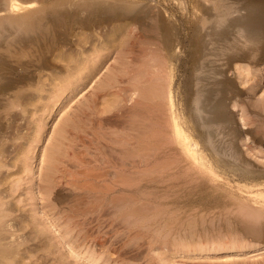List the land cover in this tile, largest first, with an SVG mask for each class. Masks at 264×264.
<instances>
[{"label": "rangeland", "instance_id": "obj_1", "mask_svg": "<svg viewBox=\"0 0 264 264\" xmlns=\"http://www.w3.org/2000/svg\"><path fill=\"white\" fill-rule=\"evenodd\" d=\"M122 1L159 27L146 18L132 30L128 21L73 30L49 69L36 45L20 49L4 32L13 43H0V82L29 78L0 88V264H264V216L252 213L264 194V36L238 26L226 50L215 35L246 0ZM220 79L221 105L195 109L197 87ZM164 107L170 134L178 125L195 141L189 151L157 137ZM215 112L219 126L207 121ZM213 150L216 159L194 157Z\"/></svg>", "mask_w": 264, "mask_h": 264}, {"label": "bare ground", "instance_id": "obj_2", "mask_svg": "<svg viewBox=\"0 0 264 264\" xmlns=\"http://www.w3.org/2000/svg\"><path fill=\"white\" fill-rule=\"evenodd\" d=\"M70 1V0H69ZM69 1L66 0H56L54 2H43L41 0H0V43L2 41L5 40V38L9 39V35H10V39L15 42V43H19L20 45L23 46H18V48L20 47V49H27L29 46L33 45L34 49L36 50V47L34 45L37 46V50L35 52H39V56L42 59V63H40V68L41 69H49L52 67V63H50L49 61V55H55V53H58V51L60 50V47H70L69 45L75 42V38L73 39L74 36H72V32L74 33L76 29H86V30H93L96 28H105V26H109L112 25L115 22H123V21H128L130 24L132 23V28H129L132 30L133 26H137L138 28L140 27V25H142L144 23V20L146 18H148L149 20L152 21V23L150 24V28L152 30H156L157 27H159L158 24V18H156L155 16H150L151 13L148 11H142L140 10V8H137L138 5L135 4L134 2H114V3H109L105 0H75L76 2L74 3H69ZM241 11H244V15L242 14L240 17L235 18L233 20H231L229 22V25L224 28L223 30H221L219 33H215L216 37H218L219 39L223 40L224 46L226 47V50H234V48L236 47V45H234L233 43V39H232V32L233 29L241 26L242 27V31L244 32V34L246 36H256L257 39L259 41V39H262L264 36V28L256 31L257 27L261 24H264V0H246V3L243 4L241 7H238L236 9H233V13H240ZM147 20V19H146ZM218 20H216L214 22V25L217 24ZM128 27V26H127ZM214 27V26H212ZM136 28V27H135ZM215 28V27H214ZM129 29V30H130ZM211 29V28H210ZM117 30V29H116ZM212 30V29H211ZM10 32L8 36H6L7 34L5 33L4 36V32ZM115 31V30H114ZM137 31L136 29H134L132 32ZM160 31V30H159ZM165 31V30H164ZM113 32V31H112ZM81 33V32H80ZM112 34V33H111ZM208 34V33H207ZM80 35V34H79ZM93 35V34H92ZM127 35V34H126ZM70 36L72 37L73 40H71ZM78 36V35H77ZM102 36V35H101ZM175 37V36H174ZM108 38V37H107ZM255 38V37H254ZM9 39V40H10ZM77 39V38H76ZM87 39V38H86ZM94 39V38H93ZM99 39V38H98ZM169 39V38H168ZM8 40V41H9ZM9 42H12V41ZM90 40V39H89ZM117 40V39H116ZM250 40V39H249ZM255 42L256 40L253 39ZM7 41V40H6ZM74 41V42H73ZM203 41V40H202ZM9 42H6L7 44ZM12 42V43H13ZM106 42V41H105ZM115 42V41H114ZM4 43V42H3ZM11 43V45H12ZM14 43V44H15ZM166 45L169 48V44H170V40L166 41ZM200 45L202 44L199 41ZM198 43V45H199ZM257 43V41L255 42ZM26 44V48H23ZM83 44V43H82ZM101 44V43H100ZM123 44V41H122ZM204 44V43H203ZM8 47L7 50H9L10 46ZM17 45V44H16ZM28 45V47H27ZM74 46V45H73ZM101 46V45H100ZM204 46V45H202ZM201 46V49H202ZM13 47V46H11ZM15 47V46H14ZM30 48V49H33ZM28 48V49H29ZM19 49V50H20ZM29 49V50H30ZM64 49V48H63ZM76 49V48H75ZM62 50V49H61ZM101 50V49H100ZM199 50V49H198ZM114 51V50H113ZM17 52V51H16ZM62 52V51H61ZM92 52V51H91ZM101 52V51H100ZM29 53V52H28ZM202 53V52H201ZM24 54V53H23ZM79 54V53H78ZM100 54V53H99ZM97 54V55H99ZM2 55V54H0ZM63 55V54H62ZM75 55V54H74ZM3 56V55H2ZM19 56V55H18ZM84 56V55H83ZM107 56V55H106ZM34 57V56H33ZM99 57V56H98ZM233 57V56H232ZM236 57V56H235ZM234 57V58H235ZM24 58V55H23ZM60 58V57H59ZM66 58V57H65ZM239 58V57H238ZM35 59V58H34ZM38 59V58H37ZM77 59V58H76ZM79 59V58H78ZM77 59V60H78ZM97 58H95L96 60ZM1 60V59H0ZM4 60L3 61L4 63ZM24 60V59H22ZM69 60V59H68ZM72 60V59H71ZM239 60V59H238ZM38 61V60H37ZM79 61V60H78ZM92 61V60H91ZM12 62V61H11ZM18 62V61H17ZM36 62V61H35ZM52 62V61H51ZM77 62V61H76ZM81 62V61H80ZM95 62V61H94ZM100 62V61H98ZM2 63V62H1ZM0 63V64H1ZM2 63V64H3ZM6 63V62H5ZM54 63V62H53ZM7 65L9 63H6ZM21 65V63H19ZM18 64V65H19ZM95 64H97V62H95ZM4 65V64H3ZM16 65V64H14ZM25 66V64H22V66ZM70 66V64H68ZM74 65H77L74 64ZM93 65V64H92ZM6 66V65H4ZM3 66V67H4ZM54 66V64H53ZM56 66V64H55ZM68 66V67H69ZM81 66V65H80ZM86 66V65H85ZM98 66H102V64L98 65ZM2 67V66H1ZM3 67L1 69H3ZM7 67V66H6ZM12 67V66H11ZM10 67V68H11ZM30 67V66H28ZM36 67V66H35ZM73 67V66H71ZM95 67V65H94ZM97 67V65H96ZM95 67V68H96ZM203 67V66H202ZM8 68V69H10ZM24 68V67H23ZM26 68V67H25ZM33 68V67H32ZM67 68V67H66ZM88 68V67H85ZM84 68V69H85ZM93 68V69H95ZM39 69V68H38ZM88 70L86 76L89 77V73L91 74L92 70ZM204 69V68H203ZM5 70L7 71V68H5ZM15 70V69H14ZM12 70V71H14ZM66 70V69H65ZM70 70V69H69ZM82 70V69H81ZM80 70V71H81ZM86 70V71H87ZM202 70V69H201ZM10 71V72H12ZM204 71V70H202ZM201 71V73H202ZM211 71V69H210ZM210 71L208 72V74H210ZM5 72V71H4ZM3 72V73H4ZM71 72V71H70ZM78 72V71H76ZM75 72V73H76ZM215 72V71H214ZM1 73V72H0ZM9 73V72H8ZM17 73V72H16ZM15 73V74H16ZM13 74V75H15ZM19 74V73H18ZM74 74V73H73ZM78 74H80L78 72ZM163 74V73H162ZM207 74V75H208ZM4 75V74H3ZM2 75V76H3ZM10 74L11 78H13L14 76ZM21 75V74H20ZM83 75V72H82ZM81 75V76H82ZM216 75V73L214 74ZM13 76V77H12ZM76 76V74H75ZM85 76V75H83ZM85 76V77H86ZM210 76V75H208ZM207 76V77H208ZM1 77V75H0ZM19 77V76H18ZM29 78L28 76L24 75V76H20L18 79H13L14 81H9L8 76H5V78L3 77V79L5 80L6 78H8V80L6 81H1L3 82L2 85H0V88L5 92H7V89L11 88L12 86L15 85H21L23 82H26L25 79ZM73 77V76H72ZM71 77V78H72ZM80 77V76H79ZM207 77H205L204 79H206ZM214 77V76H212ZM87 78V77H86ZM202 79V80H204ZM2 80V79H1ZM29 80V79H28ZM27 80V81H28ZM221 80V79H220ZM30 81V80H29ZM71 81V80H70ZM75 81V80H74ZM201 81V80H200ZM210 81V80H209ZM208 81V82H209ZM0 82V84H1ZM221 81L218 80H214V81H210L209 83H207L208 85H204V86H200L197 87V91H196V96H195V109H202L203 111L208 113H211L212 111L214 112V110L221 105L222 103V99L224 97V93L227 91L228 87H229V82L227 81L225 84H222ZM72 83V82H71ZM26 84V83H24ZM220 84L223 85V87H221L220 89H216V87H218ZM18 85V86H19ZM166 85V84H164ZM232 85V84H231ZM22 86V85H21ZM24 86V85H23ZM22 86V87H23ZM163 87V86H162ZM233 87V86H231ZM230 87V88H231ZM5 88V89H4ZM15 88V87H14ZM19 88V87H18ZM17 88V89H18ZM21 88V87H20ZM0 89V90H1ZM16 89V88H15ZM164 89V88H163ZM10 90V89H9ZM13 90V88H12ZM217 90L219 92L218 97L216 98V94H217ZM232 90V89H231ZM99 91V90H98ZM21 93V92H20ZM1 94V91H0ZM195 94V93H194ZM24 95V94H22ZM216 95V96H215ZM226 95V94H225ZM18 97L20 96L17 95ZM95 97V96H94ZM167 98V97H166ZM96 99V98H95ZM98 99V98H97ZM166 101V100H165ZM169 101H170V97H169ZM97 103V102H96ZM171 103V101H170ZM98 104V103H97ZM162 106V105H161ZM163 107V106H162ZM165 108V107H164ZM208 109V110H207ZM8 110V109H7ZM6 110V111H7ZM169 109L165 108L163 112V114L158 113L156 114L154 112V117L156 116V118H158V120L160 122H162V129H164V131L159 130V133L157 132V137H161L164 139V143H168L170 140H176L179 143H182L184 145V148L186 149V151H189L192 147V144L195 142L193 141V139L191 138L190 134L187 135L186 133H183V130L179 129V127H177L178 125H176V132L173 131L171 134L169 131H171V117L169 114ZM149 112V111H148ZM204 113V112H203ZM216 113V112H215ZM214 113V114H215ZM150 116V115H149ZM194 117H192L191 120H193ZM224 118V117H223ZM220 115L219 112L216 113V115H214L210 120H207L210 123H218L225 119H223ZM189 119V120H190ZM195 121V120H193ZM192 121V122H193ZM184 122V121H183ZM189 122V121H188ZM191 122V121H190ZM222 122V123H223ZM155 123V122H154ZM159 123V122H158ZM195 123V122H194ZM218 123V124H220ZM217 124V125H218ZM161 125V124H160ZM183 125V124H182ZM181 125V126H182ZM191 125V124H190ZM195 125V124H194ZM214 126V125H213ZM219 126V125H218ZM157 127V126H156ZM155 127V128H156ZM173 127V126H172ZM187 127V126H186ZM189 127V125H188ZM191 127V126H190ZM215 127V126H214ZM222 127V126H221ZM154 128V129H155ZM195 128V127H194ZM198 128V127H197ZM173 129V128H172ZM185 129V128H184ZM157 130V129H156ZM174 130V129H173ZM195 130V129H194ZM208 130V129H207ZM155 131V130H154ZM153 131V132H154ZM1 132V131H0ZM154 132V133H156ZM187 132V131H186ZM204 132V131H203ZM206 132V131H205ZM213 133V132H212ZM201 134V133H200ZM1 135V134H0ZM154 136V135H153ZM152 136V137H153ZM200 136V135H199ZM2 138V136H1ZM160 138V139H161ZM202 142H206L208 144H212V137H211V133H202ZM200 138V139H201ZM162 139V140H163ZM158 140V139H157ZM175 141V142H176ZM163 142V141H162ZM181 144V145H182ZM213 145V144H212ZM205 147V146H204ZM214 147V146H213ZM164 148V147H163ZM206 149V147H205ZM202 150V149H201ZM212 150V149H211ZM218 150V149H217ZM207 151V149L205 150ZM210 151V150H208ZM197 152V151H196ZM195 152V153H196ZM209 155L207 153H203V152H197L196 154H194V157L197 160H211L212 158L217 157V155H219V151L213 150L211 152H208ZM157 155V154H156ZM224 157V156H223ZM227 160V159H226ZM119 182V181H118ZM123 183V182H122ZM262 194V193H260ZM259 194V195H260ZM261 199L259 201H256V204L252 203L253 206V210L252 208L250 210H252L253 215L255 213L256 216L260 217V216H264V194H262ZM256 200V199H255ZM249 207V206H248ZM245 208V207H244ZM249 209V208H248ZM249 210V212H250ZM256 211V212H254ZM251 215V214H249ZM255 216V215H254ZM253 216V217H254ZM255 216V217H256ZM257 220V219H256ZM4 228V227H3ZM4 233V232H3ZM41 241V240H40ZM165 244V243H164ZM163 246V245H162ZM168 249V248H167ZM50 253V252H49ZM2 255V253L0 254ZM4 255V254H3ZM6 255V253H5ZM35 257V256H34ZM1 258V257H0ZM33 258V257H32ZM2 259H0L1 261ZM7 260V259H6ZM18 259H14L13 261L15 262L14 264H19L20 260ZM68 260V259H67ZM12 261V259H11ZM10 261V262H11ZM30 261V260H29ZM65 261V260H63ZM9 262V263H10ZM69 262V261H68ZM111 262H114L111 260ZM3 264L5 263V261L3 260L2 262ZM7 263V264H9ZM26 263V262H25ZM70 263V262H69ZM6 264V263H5ZM13 264V263H12ZM29 264H68L67 261H65V263H62L61 260H59L58 258L54 257L51 258L49 256H36V258L33 260H31V263Z\"/></svg>", "mask_w": 264, "mask_h": 264}]
</instances>
